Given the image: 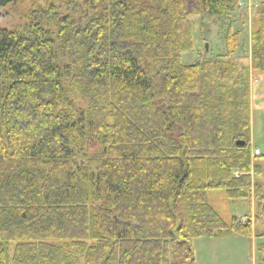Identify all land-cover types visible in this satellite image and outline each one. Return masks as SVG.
<instances>
[{"label": "trees", "instance_id": "obj_1", "mask_svg": "<svg viewBox=\"0 0 264 264\" xmlns=\"http://www.w3.org/2000/svg\"><path fill=\"white\" fill-rule=\"evenodd\" d=\"M241 1L48 0L0 28V264H195L194 239L264 238L249 94L264 0L249 60ZM203 15L227 21L225 52L182 63ZM209 188L252 198L256 227L226 225Z\"/></svg>", "mask_w": 264, "mask_h": 264}, {"label": "rangeland", "instance_id": "obj_2", "mask_svg": "<svg viewBox=\"0 0 264 264\" xmlns=\"http://www.w3.org/2000/svg\"><path fill=\"white\" fill-rule=\"evenodd\" d=\"M48 0H16L13 4L0 8V28H12L23 24L22 18L24 12L32 4H43ZM50 1V0H49ZM54 1V0H53ZM63 2L64 0H55ZM254 5L255 1L250 0ZM246 0H242L243 8L246 7ZM192 1H187L191 5ZM250 4V3H249ZM240 9L235 18L229 22L234 30L239 31L240 47L235 57L239 60L247 58L250 53V25L254 9L251 8L248 15L247 11ZM255 8V7H254ZM250 16V17H249ZM192 18V16L190 17ZM193 21V48L189 53H181L180 61L182 63L193 62L199 57H208L210 55H219L225 52L224 28L227 27V21L214 18L213 16L203 15L200 18L194 17ZM222 28H221V27ZM205 44L208 49L205 50ZM201 54V56H200ZM252 83L250 97V145L258 149L260 154L255 157L253 163L261 168V174L258 180L264 184V77L263 74L250 77ZM207 201L215 211L222 217L226 225H230L232 218L250 217L252 204L247 199H229L223 189L209 188L207 190ZM256 227L254 221L252 230ZM259 230H264V220L257 224ZM243 237L240 235L227 233L216 236L209 241L208 238H198L192 241V249L195 256V264H255L257 259V245L264 242V238L244 237V244L237 243L232 239L234 237Z\"/></svg>", "mask_w": 264, "mask_h": 264}, {"label": "crops", "instance_id": "obj_3", "mask_svg": "<svg viewBox=\"0 0 264 264\" xmlns=\"http://www.w3.org/2000/svg\"><path fill=\"white\" fill-rule=\"evenodd\" d=\"M263 77H264V75H263ZM251 88H252V83L250 82V87H249V89H250V91H249V94H250V97H251ZM250 110H251V104H250ZM250 201V203L252 204V209H253V202H252V199L251 200H249ZM253 213V211H251V214ZM234 237V236H233ZM208 239H210L209 241H212L213 239H217V238H208ZM232 239H236L235 241L237 242V243H241V244H244V237H234V238H232Z\"/></svg>", "mask_w": 264, "mask_h": 264}, {"label": "water", "instance_id": "obj_4", "mask_svg": "<svg viewBox=\"0 0 264 264\" xmlns=\"http://www.w3.org/2000/svg\"><path fill=\"white\" fill-rule=\"evenodd\" d=\"M208 46L205 44V50H207ZM237 144H243V142H236Z\"/></svg>", "mask_w": 264, "mask_h": 264}, {"label": "built area", "instance_id": "obj_5", "mask_svg": "<svg viewBox=\"0 0 264 264\" xmlns=\"http://www.w3.org/2000/svg\"><path fill=\"white\" fill-rule=\"evenodd\" d=\"M254 153L257 154L258 153V150H254Z\"/></svg>", "mask_w": 264, "mask_h": 264}]
</instances>
